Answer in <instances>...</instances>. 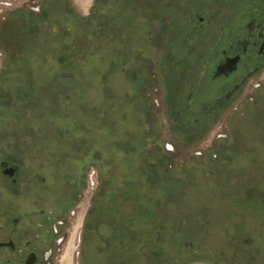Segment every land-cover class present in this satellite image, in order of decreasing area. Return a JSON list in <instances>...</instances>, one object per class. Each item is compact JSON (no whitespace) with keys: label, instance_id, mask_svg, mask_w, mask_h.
Returning <instances> with one entry per match:
<instances>
[{"label":"trees","instance_id":"1","mask_svg":"<svg viewBox=\"0 0 264 264\" xmlns=\"http://www.w3.org/2000/svg\"><path fill=\"white\" fill-rule=\"evenodd\" d=\"M152 1L155 5L154 0H94L84 17L70 0H38V12L5 13L0 158L37 162L42 168L45 160L50 162L46 181L57 194L63 186L64 192L77 193L87 168L98 170V187L83 221L81 264H190L195 259L249 264L247 244L236 239L243 234L231 222L240 213L236 223L242 227L251 215L247 196L258 195V205L263 201L257 184L240 178L248 166L253 169L246 141L230 153L238 165L245 157L248 165L238 166L237 178L224 179L220 188L238 185L237 194L226 197L215 179L222 174L219 159L203 172L165 157L163 143L152 134L143 81L132 78L122 92L112 85L121 73L136 76L139 68L143 76L148 73L150 44L156 38ZM139 104L143 113L135 115ZM76 129L82 136L74 137ZM84 158L85 163L76 164ZM256 166L262 174V166ZM75 178L80 179L78 188ZM219 196L225 208L216 206ZM220 220L229 231L218 240ZM185 240L196 255L189 254ZM206 251L209 258L203 257Z\"/></svg>","mask_w":264,"mask_h":264},{"label":"flooded vegetation","instance_id":"2","mask_svg":"<svg viewBox=\"0 0 264 264\" xmlns=\"http://www.w3.org/2000/svg\"><path fill=\"white\" fill-rule=\"evenodd\" d=\"M154 1L156 4L152 1L149 7L156 19V38L150 44L149 69L143 76L139 68L136 77L146 84L147 97H151V85L156 95L152 101L147 99L149 115L157 113L163 135L171 133L178 139L174 143L186 149L212 134L208 145L194 148L188 157L181 156L172 142H165V157L181 167L203 172L217 159L222 167L227 166L229 154L235 153L239 143L233 142L228 149L225 143L233 134L236 137L241 131H251V125L237 128L238 120H253L252 130L264 136V0ZM93 6L94 0L91 10ZM30 10L38 12V7ZM141 10L147 9L142 6ZM209 90L211 94L206 95ZM149 120L153 124L151 117ZM74 136H82L80 130L76 129ZM36 163L18 164L0 158V264L61 262L68 221L90 185V171L96 174V185L89 207L97 190L99 172L89 166L81 190L64 192L63 186L58 197H50L48 194L56 191L46 181L47 171ZM75 179L78 188L80 179ZM248 223L241 222L242 227L236 223V233L243 234L236 237L239 241L246 238L251 242L254 230L246 228ZM221 225L224 227L223 220L216 229L218 240L229 231ZM188 243L185 240L189 254L196 255L198 251ZM203 257L209 258V252H203Z\"/></svg>","mask_w":264,"mask_h":264},{"label":"rangeland","instance_id":"3","mask_svg":"<svg viewBox=\"0 0 264 264\" xmlns=\"http://www.w3.org/2000/svg\"><path fill=\"white\" fill-rule=\"evenodd\" d=\"M71 3L73 4V6L75 7L76 11L81 15V16H87L90 12V9L93 5V0H70ZM36 7H38V0H0V29L2 27L1 24L3 20V17L5 15V13L8 12H15L18 9H36ZM1 33V32H0ZM3 66H2V53L0 51V72L2 70ZM138 75H134L132 74V72L129 73H125V74H119L116 75L115 78L113 79V84L114 85V89L115 91L119 92L124 90L127 88V82L129 80H131L132 78H136ZM152 88V85H151ZM150 88V94L151 97L152 95V91ZM154 88V86H153ZM126 92V91H125ZM212 92V90H209L206 95H210ZM118 95H122V93H119ZM125 96V95H124ZM154 97L156 95H153ZM151 97H148L150 101ZM148 106V104H147ZM260 107H263V103L259 104ZM140 108V104L137 105V107H135V112H137L135 115H140L141 113H143V110L138 109ZM150 117L151 119L154 121V127H153V132L152 134L154 135V137L156 139H159L160 142L165 143V142H172L170 145L175 147L178 152L181 153V156L186 155L187 157L190 156L192 154V151H194V148H202L203 144L208 145L210 143V141L212 140V134L209 133L206 134L202 139L201 142H193L191 145L192 147L186 149L185 147H183V144H175L177 143L178 139L173 136L171 133L168 132L167 136H164L163 131L164 129L161 128L160 124H159V120H158V116L157 113L153 114L152 112H150ZM134 119V118H133ZM235 122V121H234ZM237 124H239V126H237V128H239L240 130L244 129V126H250L251 125V131L250 134L247 131H241L239 132L238 135H236V137H233V133L231 132V134H233L230 139L228 140V142L225 143V148L228 149V147L230 146V144H232L233 142H237V144L239 143V141H246V149H247V155H248V161L253 165V169L251 171V168L248 166L247 167V175L241 176L240 178L247 180L249 182L252 183H256V189L258 188V190L262 193L264 192V172L262 174H259L258 169L256 164H259L262 166L263 170H264V136H256V134L254 133V131L252 129L255 128V126H252L253 124V120L252 122H242L240 120H238L236 122ZM264 124V123H263ZM255 125V124H253ZM242 127V128H240ZM236 128V127H235ZM175 133V132H174ZM249 134V136H248ZM255 135V136H254ZM78 136V135H77ZM74 136V137H77ZM182 142H184L185 140L181 138ZM233 139V140H232ZM246 139V140H245ZM175 142V143H174ZM202 143V144H201ZM196 146V147H195ZM30 152H33V150H30ZM28 155V154H27ZM43 154H41L42 156ZM228 154L226 153L224 155L227 156ZM237 156V154H236ZM241 156V155H240ZM230 157V161L227 164V166H225L224 170L222 167H220L221 163L218 164V169H222V174L219 177L215 176V179H217V183L219 182V192L223 193L226 195V197H229V194L234 195L235 193L237 194V186H235V184H233V186L235 188L233 189H227L225 187L220 188L222 186H224V179L226 178H237V177H233V174H235V171H237V168L239 165H241V168L245 166H247L248 161L246 159V157L244 159L241 160V163L238 165V162L235 159H232L233 156L232 154H229L228 158ZM242 157V156H241ZM46 158V157H45ZM88 160V158H84V159H80L78 161H76V164H83ZM43 170L44 171H50L51 169H49L51 165L50 162L48 161H44L43 162ZM256 166V167H255ZM220 167V168H219ZM227 168H229V171L226 172L225 170H227ZM243 168V169H244ZM245 170V169H244ZM49 173V172H48ZM254 174V175H252ZM96 174H93V177H95ZM261 175V176H259ZM96 179V177H95ZM186 179V178H185ZM252 179V180H250ZM223 180V181H222ZM260 180V181H259ZM196 180H192L193 183H195ZM212 180H210L211 182ZM186 182V181H185ZM220 182H221V186H220ZM213 183V181H212ZM195 185V184H193ZM215 186V185H213ZM254 184H251L250 187H253ZM93 188L94 186H88L86 188V190L84 191V193L82 194L81 198L78 200V202L75 205V208L73 210V215L70 217L69 221H68V237L66 242L64 243L63 246V252H62V258H61V262H59L58 264H81V258H80V245H81V234H82V228H83V221L85 219V215L87 212V209L89 207V200L91 197V194L93 193ZM244 191V190H243ZM219 192L217 195H219ZM255 193V192H254ZM60 194H57V192H53L48 194V196L50 197H58ZM55 197V198H56ZM220 198V196H219ZM221 199V204L222 206H220V202L217 203L216 200L212 201V205L218 206L219 208H225V201L223 198ZM240 199H243V196L240 197ZM246 199V197H245ZM259 196L256 194H251L250 197L247 196V201L249 203L247 207V209H250L251 215H249L248 218H246L244 221H246L247 219H249L246 222H249L248 224H245V226H247L246 228L250 227L253 228L254 233H253V238L251 240V242L247 241L246 239L243 241L244 244H247V248L249 250V252L247 253L246 259H250L251 264H264V213L262 212V208L264 207V195H262V206L259 204ZM257 200V201H256ZM228 201V199H227ZM203 212V211H200ZM241 216V214H240ZM253 216V217H252ZM263 219V220H261ZM233 225L236 224V220H232L231 221ZM222 226V225H221ZM223 227V226H222ZM224 228V227H223ZM222 229V228H221ZM225 230V228H224ZM229 230V229H228ZM249 255V256H248ZM240 262H244L241 261ZM237 263V264H241V263ZM190 264H207L205 262H201L199 260L192 261Z\"/></svg>","mask_w":264,"mask_h":264},{"label":"built area","instance_id":"4","mask_svg":"<svg viewBox=\"0 0 264 264\" xmlns=\"http://www.w3.org/2000/svg\"><path fill=\"white\" fill-rule=\"evenodd\" d=\"M93 174H94L93 171H90L88 175V181H89L90 186L96 185V179L95 177H93Z\"/></svg>","mask_w":264,"mask_h":264}]
</instances>
